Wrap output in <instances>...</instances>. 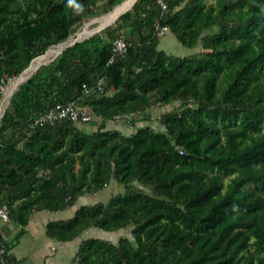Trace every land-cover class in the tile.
I'll return each mask as SVG.
<instances>
[{
  "label": "trees",
  "instance_id": "16d2710c",
  "mask_svg": "<svg viewBox=\"0 0 264 264\" xmlns=\"http://www.w3.org/2000/svg\"><path fill=\"white\" fill-rule=\"evenodd\" d=\"M122 1L78 0L77 15L67 0H0V83ZM168 3L160 15L154 0H136L13 93L0 118V203L23 227L34 211L73 208L115 181L123 191L109 201L46 224L63 242L91 228L130 230L116 243L82 239L78 264H264V0ZM165 25L203 51L167 54L157 37ZM118 28L128 49L108 64L115 36L106 34ZM103 76V95L83 92ZM71 100L101 120L92 132L69 119L33 123ZM173 102L179 108L160 115L159 130L125 135L105 125Z\"/></svg>",
  "mask_w": 264,
  "mask_h": 264
},
{
  "label": "rangeland",
  "instance_id": "374dc122",
  "mask_svg": "<svg viewBox=\"0 0 264 264\" xmlns=\"http://www.w3.org/2000/svg\"><path fill=\"white\" fill-rule=\"evenodd\" d=\"M102 15H105V13L100 14L99 17ZM94 20H96V19L92 18L89 21L85 22L84 24L80 25L71 36L76 35V33L79 32V30H82L83 27L87 23L88 24L90 23L89 29L90 30L93 29V32H94L95 29H97L96 27L100 23V22L94 21ZM110 25H114V22H111V24H109V25L106 24V26L104 25L103 28L110 26ZM102 29H100V30L102 31ZM122 30L123 29L118 28L117 30L113 31L112 34H110V35L106 34V36H109L110 38H112V37L114 38V36H116L117 34H119L121 32H125L124 30L123 31ZM207 32H212V30L207 31ZM71 36H70V38H71ZM170 39H172V40L170 41ZM56 45H58V44H56ZM52 46H55V45H51L50 47H52ZM159 48L164 50L167 54L175 55V56H186V55H191V54L199 53V52L203 51V48H202V45L200 42H198V44L193 48H187V47L182 46L176 40L174 35L170 32H167L165 34V36L161 39V41L159 43ZM49 61H50V59L45 61L43 64H48L51 62V61L50 62ZM109 63L110 62L108 60V64ZM56 73H57V75H59L58 76L59 78L63 76V74H61L58 71ZM17 76H9L8 81L5 82L4 91L0 93V110L2 109V111H3L2 115L4 114L6 109L9 108L10 102H11V97H12L13 93L15 91H17L19 89L20 85L22 84V83L17 84L15 88H13L12 90H10V92H8V89H10V87H12V82L15 80V78ZM5 77H7V76H5ZM178 106H179V104L177 102H173L169 105L160 104V105L155 106L154 109H152L151 116H148L147 118L141 117L138 119L137 117H135L134 119H130V120H113V121L107 120L105 125L108 129L117 130L119 132H122L125 135L133 134L142 125H150L154 129L159 130L160 129V123H159L160 115L163 112L173 111L174 109L176 110L177 108H179ZM37 115H35L34 118ZM100 122H101V120L99 118L93 117V119L89 123H87L86 127L90 128V129H92V128L94 129V126L99 125ZM122 191H123V186H121V185L117 184L115 181H113L107 187H105L104 189H102L96 193L85 194V195L79 197L78 201L73 206L72 210L76 209L78 206H80L82 204H92L95 202H107V201H109V199L113 195L120 193ZM51 220H55V218L51 219ZM39 221L40 220H38V219L33 221L34 222L33 224H35V225L32 228L28 229V233L24 234L20 238L19 243L15 244L12 247L11 253L17 255V257L20 256L21 258H24V264H65L68 260L69 253L70 252L72 253L73 250L76 249V243L75 242L72 243L70 241H68V242L56 241L58 243L51 246L50 249L44 250V248L46 247V244L44 242L46 235L44 233V229L42 228L44 226L40 227ZM129 231L130 230L128 228L113 230V231H103V230L98 229V228H91L86 232V235L88 237L91 236V237L101 238V239L108 240L112 243H116L120 237L128 236ZM55 251H56V255L54 257H50V254H54ZM71 263H72V261L69 264H71Z\"/></svg>",
  "mask_w": 264,
  "mask_h": 264
},
{
  "label": "built area",
  "instance_id": "2783aa9c",
  "mask_svg": "<svg viewBox=\"0 0 264 264\" xmlns=\"http://www.w3.org/2000/svg\"><path fill=\"white\" fill-rule=\"evenodd\" d=\"M160 15L168 14L169 0H154ZM169 28L165 26H159L157 29V37L161 39L168 32ZM128 44L122 33L115 36L112 41V55L109 62L114 61L118 55H124L127 52ZM8 81V77L3 78L0 83V93L5 89V82ZM105 79L104 77H98L94 82L88 84L83 83L82 88L85 94L96 93L97 95H103L105 93ZM3 113V111H2ZM1 113V115H2ZM1 117V116H0ZM69 119L73 122L89 123L92 120V115L88 109L80 106V104L71 100L68 102H57L51 108L43 113L37 115L33 123L34 124H48L55 125L57 122ZM118 120V119H116ZM11 219L10 209L6 203H0V222L5 224ZM0 264H9L8 262V250L4 239H0ZM71 264H78L76 260H72Z\"/></svg>",
  "mask_w": 264,
  "mask_h": 264
},
{
  "label": "crops",
  "instance_id": "0c3cea01",
  "mask_svg": "<svg viewBox=\"0 0 264 264\" xmlns=\"http://www.w3.org/2000/svg\"><path fill=\"white\" fill-rule=\"evenodd\" d=\"M171 40L172 39H170V41ZM154 108L155 107H153V109ZM151 111H150V113H151ZM86 125H87V123H78L79 128L83 129L86 132L87 131L88 132H92L94 130L93 128L92 129L87 128ZM94 128H95V126H94ZM3 195H4V193L0 192V198ZM72 209L73 208H68V209H65V210H62V211H49V210L34 211L32 214L29 215L28 220L26 222V225L23 226V227L16 220H14L13 218H11L10 221L5 223V224L0 222V239H4L5 240L7 248H8L7 245H9V248L7 249L8 250V262H9V264H24V258H21L20 256L17 257V255L12 254L11 250H12V247L15 244L19 243L20 238L24 234L28 233V229L32 228L35 225V224H33L34 223L33 221H35L36 219L40 220L39 221L40 227L44 226V227H42L44 229V233L46 235V238L44 240V242L46 244V247L44 248V250L45 249H50L51 246H53L54 244H56L58 242H63V241H58L56 239H53V238L47 236V234H46V224L49 221H52L51 219H54V218H55V220H59V219H67V218L71 217L73 215L74 211L76 210V209H74V210H72ZM21 229H23V233L19 234ZM86 232L87 231L82 233L79 238H75V239L69 240L72 243L73 242L76 243V249L73 250L72 253L71 252L69 253L68 260H67V262L65 264H69L73 260L75 254L77 252L79 242L82 239L88 237L86 235ZM56 241H58V242H56ZM64 242H68V241H64ZM55 255H56V251L54 252V254H50V257H54Z\"/></svg>",
  "mask_w": 264,
  "mask_h": 264
},
{
  "label": "bare ground",
  "instance_id": "6f19581e",
  "mask_svg": "<svg viewBox=\"0 0 264 264\" xmlns=\"http://www.w3.org/2000/svg\"><path fill=\"white\" fill-rule=\"evenodd\" d=\"M135 2V0H124L120 4L116 5L110 12L106 13L105 15H102L100 17H96L94 21L100 22L97 27H103L106 24H111V22H114L116 18L124 11L129 10L132 4ZM93 21V22H94ZM90 24V23H89ZM89 24L87 23L82 30H79V32L76 33V35L69 37L66 41L59 43L58 45L52 46L48 48L43 55H40L36 58H34L32 65L20 73L15 80L12 82V87L8 89V92L16 87L17 84L23 83L27 78H29L30 73L32 74L33 71L42 63L49 59H54L59 53L62 52L65 48H67L68 45H71L73 41H80L84 38H87L91 34H93V29H89ZM96 27V28H97ZM2 113V109L0 110V116Z\"/></svg>",
  "mask_w": 264,
  "mask_h": 264
},
{
  "label": "clouds",
  "instance_id": "9594fccd",
  "mask_svg": "<svg viewBox=\"0 0 264 264\" xmlns=\"http://www.w3.org/2000/svg\"><path fill=\"white\" fill-rule=\"evenodd\" d=\"M67 6L72 8L74 13L77 15L83 14L85 12L84 4L78 2V0H67Z\"/></svg>",
  "mask_w": 264,
  "mask_h": 264
},
{
  "label": "water",
  "instance_id": "95a60500",
  "mask_svg": "<svg viewBox=\"0 0 264 264\" xmlns=\"http://www.w3.org/2000/svg\"><path fill=\"white\" fill-rule=\"evenodd\" d=\"M135 1H136V0H135ZM134 3H135V2H134ZM134 3H133V4H134ZM133 4H132V6H133ZM132 6H131V7H132ZM131 7H130V8H131ZM126 11H127V10H126ZM126 11L122 12L120 15H122V14L125 13ZM120 15H119V16H120ZM119 16H118V17H119ZM118 17H117V18H118ZM103 27H104V26H103ZM103 27H101V26H100V27H97V29H95V31H94L93 33L99 31V30L102 29ZM75 42H77V41H73V42L71 43V45L74 44ZM61 43H62V42H61ZM69 46H70V45H68L67 47H69ZM42 55H43V54H42ZM33 60H34V58L31 60L29 66H28L26 69H28V68L32 65ZM51 60H53V59H50V61H51ZM50 61H49V62H50ZM42 64H43V63H42ZM39 66H40V65H39ZM39 66H38V67H39ZM38 67H37V68H38ZM37 68H36V69H37ZM26 69H24L23 71H25ZM36 69H35L34 71H36ZM23 71H22V72H23ZM34 71H33V72H34ZM22 72H21V73H22ZM30 75H31V73H30ZM30 75H29V76H30Z\"/></svg>",
  "mask_w": 264,
  "mask_h": 264
}]
</instances>
